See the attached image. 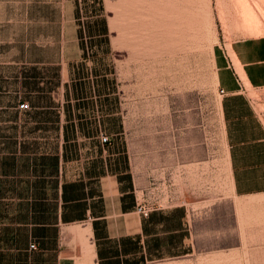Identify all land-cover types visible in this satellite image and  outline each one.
<instances>
[{"label": "crops", "instance_id": "crops-1", "mask_svg": "<svg viewBox=\"0 0 264 264\" xmlns=\"http://www.w3.org/2000/svg\"><path fill=\"white\" fill-rule=\"evenodd\" d=\"M229 47L246 78L216 51L224 150L201 146L185 113L177 122L168 104L167 126L152 129L166 147L140 156L144 117L129 116L132 102L118 108L108 88L96 86L86 102L30 103L22 138L0 134V264H239L234 199L264 192V110L256 109L264 106V35ZM224 178L226 211H217L225 198L208 196L206 185ZM139 204L150 210L137 212Z\"/></svg>", "mask_w": 264, "mask_h": 264}, {"label": "rangeland", "instance_id": "rangeland-1", "mask_svg": "<svg viewBox=\"0 0 264 264\" xmlns=\"http://www.w3.org/2000/svg\"><path fill=\"white\" fill-rule=\"evenodd\" d=\"M261 35L264 0H0V134L22 138L30 103L71 104L80 95L86 102L97 86L113 90L118 108L132 102L129 116L144 117L140 156L166 147L152 129L167 126L168 104L177 122L185 113L201 146L224 150L216 132L213 56L219 51L237 71L230 42ZM37 58L47 63L33 64ZM130 143L134 164L135 139ZM206 186L208 196L228 195L226 178ZM226 201L217 211H226ZM234 202L244 250L239 264H264V192ZM200 208L195 211L208 206Z\"/></svg>", "mask_w": 264, "mask_h": 264}, {"label": "built area", "instance_id": "built-area-1", "mask_svg": "<svg viewBox=\"0 0 264 264\" xmlns=\"http://www.w3.org/2000/svg\"><path fill=\"white\" fill-rule=\"evenodd\" d=\"M217 92H218V94H224V90H223L222 88H219V89L217 90ZM18 108H19V109H26V108H27V105H26V103H19V104H18ZM101 139H102L103 141H105V140H106V137H105V136H102ZM30 246L33 247V244H31Z\"/></svg>", "mask_w": 264, "mask_h": 264}, {"label": "bare ground", "instance_id": "bare-ground-1", "mask_svg": "<svg viewBox=\"0 0 264 264\" xmlns=\"http://www.w3.org/2000/svg\"><path fill=\"white\" fill-rule=\"evenodd\" d=\"M232 57H233V60L235 61L234 64L236 65V68H237V71H238L237 73L241 76L242 79L246 78V77L243 76V75H244L243 72L241 73V70H240V68H239V66H238V64H237V62H236V60H235V58H234V56H233V52H232ZM242 71H243V70H242ZM242 74H243V75H242ZM243 77H244V78H243ZM244 82H246V81H244ZM247 83H248V81H247Z\"/></svg>", "mask_w": 264, "mask_h": 264}]
</instances>
